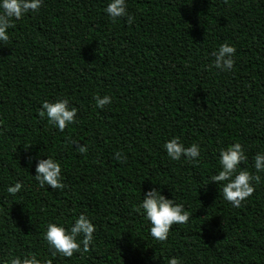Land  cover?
Segmentation results:
<instances>
[{
	"label": "trees",
	"instance_id": "obj_1",
	"mask_svg": "<svg viewBox=\"0 0 264 264\" xmlns=\"http://www.w3.org/2000/svg\"><path fill=\"white\" fill-rule=\"evenodd\" d=\"M109 3L42 0L0 41V264L29 255L41 264H264V172L254 168L264 154V0H125L131 24L112 21ZM223 43L236 49L229 71L214 66ZM96 95L111 104L98 108ZM65 99L77 115L61 132L39 112ZM172 138L198 144L200 156L172 160ZM237 142L247 158L237 173L261 177L240 207L224 200L226 182L210 179L220 150ZM47 158L61 165L63 189L34 179ZM153 188L190 217L165 241L137 211ZM80 214L96 229L90 250L54 256L47 225L70 231Z\"/></svg>",
	"mask_w": 264,
	"mask_h": 264
},
{
	"label": "clouds",
	"instance_id": "obj_2",
	"mask_svg": "<svg viewBox=\"0 0 264 264\" xmlns=\"http://www.w3.org/2000/svg\"><path fill=\"white\" fill-rule=\"evenodd\" d=\"M42 6V0H2L0 3V41L7 42L9 40L8 29L14 27L13 19L19 20L28 12H37ZM106 14L112 21L117 18L127 17V23H133V17L127 13L125 0H110ZM236 49L228 43H223L218 50L212 53L214 57V66L217 69L229 71L234 67L233 59ZM96 106L103 109L106 105L111 104V98L99 95L94 97ZM47 116L49 122L61 132L65 128L75 122L77 109L69 108L68 100H60L55 103L44 102L39 116L44 118ZM71 143L77 148L80 153L87 152V146L81 145L77 141L72 140ZM164 148L168 156L172 160H180L182 156L190 160H195L200 156V146L192 144L185 147L179 138H172L166 142ZM220 165L222 170L218 174L210 177L212 182L223 186L221 191L223 198L234 207H240L241 203L255 192L253 182L259 183L260 175H253L246 169L240 170L237 173V166L246 161L244 148L240 143L229 145L226 149H221L219 152ZM115 158L121 163L127 162V157L122 153H115ZM254 168L257 173L264 172V154L258 153L254 157ZM61 165L52 158L39 159L35 172L34 179L43 188L45 185L52 189H63L65 185L61 182ZM22 189V184L16 182L14 186L8 187L7 191L10 195L18 194ZM143 210L145 218L150 222V235L159 241H165L173 225L186 224L190 217L182 204H177L173 199H167L160 192L153 188L147 192L142 203L137 208V211ZM95 226L89 218L80 214L75 219L74 226L70 231L56 223H49L45 232V240L48 245L54 249L53 255L57 253L64 257L71 258L74 253L88 252L93 241V233ZM83 236L81 242L77 241L78 236ZM82 244V248H81ZM8 264H41L34 256L29 255L23 258L16 257L11 259ZM51 264V261L46 262ZM168 264H180V261L173 257L169 259Z\"/></svg>",
	"mask_w": 264,
	"mask_h": 264
}]
</instances>
